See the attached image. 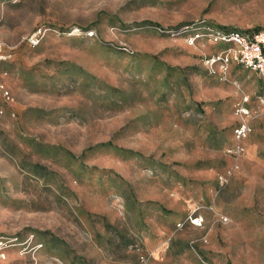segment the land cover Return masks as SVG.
Segmentation results:
<instances>
[{
    "label": "rangeland",
    "instance_id": "374dc122",
    "mask_svg": "<svg viewBox=\"0 0 264 264\" xmlns=\"http://www.w3.org/2000/svg\"><path fill=\"white\" fill-rule=\"evenodd\" d=\"M193 24L264 0H0V264H264V77L210 75Z\"/></svg>",
    "mask_w": 264,
    "mask_h": 264
},
{
    "label": "built area",
    "instance_id": "2783aa9c",
    "mask_svg": "<svg viewBox=\"0 0 264 264\" xmlns=\"http://www.w3.org/2000/svg\"><path fill=\"white\" fill-rule=\"evenodd\" d=\"M182 32H187L185 33L187 35L185 41L193 47L200 45L199 47L204 49L209 45L222 44L217 53L204 52L200 55L202 63L210 75L226 80L229 72V64L233 60L239 66L255 71L264 77V30L242 32L225 30L206 24H193L186 25L177 30L178 34ZM44 33L45 29L38 28L27 37V43L32 47L37 46L42 40ZM89 35L93 36L94 32H89ZM0 91L4 93V96L10 98L9 92L4 89L3 85L0 86ZM258 98L260 102H264L263 96H259ZM248 103V96H244L235 108L238 123L233 133L237 141L233 148L234 155H241L244 152L243 142L252 131V110ZM191 223L201 225L202 219L199 217L191 218ZM10 243V240L0 237V260L5 259L6 250Z\"/></svg>",
    "mask_w": 264,
    "mask_h": 264
},
{
    "label": "trees",
    "instance_id": "16d2710c",
    "mask_svg": "<svg viewBox=\"0 0 264 264\" xmlns=\"http://www.w3.org/2000/svg\"><path fill=\"white\" fill-rule=\"evenodd\" d=\"M179 29H180V28H179ZM179 29H178V30H179Z\"/></svg>",
    "mask_w": 264,
    "mask_h": 264
}]
</instances>
